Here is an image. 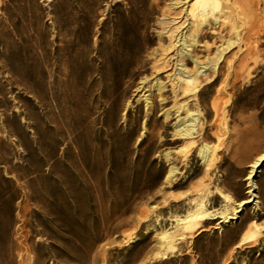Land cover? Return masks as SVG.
<instances>
[{
	"label": "rangeland",
	"instance_id": "1",
	"mask_svg": "<svg viewBox=\"0 0 264 264\" xmlns=\"http://www.w3.org/2000/svg\"><path fill=\"white\" fill-rule=\"evenodd\" d=\"M241 1L237 30L213 22L189 48L208 64L236 38L185 94L176 72L196 59L179 66L178 41L194 0H0V264H264V166L238 219L209 220L163 254L197 200L232 213L254 199L264 0ZM180 106L199 118L191 136L177 133Z\"/></svg>",
	"mask_w": 264,
	"mask_h": 264
},
{
	"label": "bare ground",
	"instance_id": "2",
	"mask_svg": "<svg viewBox=\"0 0 264 264\" xmlns=\"http://www.w3.org/2000/svg\"><path fill=\"white\" fill-rule=\"evenodd\" d=\"M241 0H194L191 5L189 12V16L191 20H193L194 28L189 35L182 34L178 43L183 41L182 48L179 50V61L178 65L182 68H185L187 65V58L192 57L195 60V71L191 74H186L185 71L179 70L176 72L177 83L180 84V87L184 88V92L186 93H195L201 86L198 75L212 70L215 74L218 70V65L222 61V57L225 51L229 50L236 44V38H233L228 42L227 47L217 53L216 57L207 63H202L200 59L194 57L189 48L194 47L198 44V34L200 30H203L206 26H210L213 22H217L219 20L229 21L232 24L233 30H237L239 28V23L237 20V10L238 5L241 6ZM144 20L148 18V16L143 17ZM188 21V16L186 22ZM204 36H208L204 34ZM238 39V38H237ZM260 50L255 49L253 53L259 52ZM262 51V50H261ZM252 53V54H253ZM251 54V55H252ZM256 54V55H257ZM254 55V54H253ZM258 54L257 56H260ZM247 56V55H245ZM243 57V56H242ZM240 59V58H239ZM238 59V60H239ZM246 59V58H245ZM49 60V59H48ZM209 60V58H208ZM242 61V60H240ZM244 61V60H243ZM247 63V62H244ZM260 63V62H258ZM264 63V62H263ZM260 65V64H259ZM242 66V65H241ZM190 73V72H189ZM219 73V72H218ZM175 75V74H174ZM217 75V74H216ZM213 81V80H212ZM214 82V81H213ZM154 88L161 89V85H154ZM128 91V90H127ZM126 93V92H125ZM128 93V92H127ZM181 110H186L187 117L181 119V124L184 126L177 133L182 136H191L193 131L196 128V125L199 121L198 117H195L189 109H186V106H180L178 108V112ZM190 122V123H189ZM188 123V124H187ZM213 152V147L204 145L200 150V155L204 159L205 163H209L211 161V156ZM264 166V153L261 154L256 160L251 164V171L248 177L249 180V193L251 197L248 200L242 201L240 203H236V207L233 208L232 213H229L227 210H210L208 204L202 200H195V208L191 212H188L184 216L176 217L173 219L175 231L165 233L162 236L163 242V254L166 255L168 253L175 251L178 247V243H176V239L184 240L192 234L193 232H197L203 227V225L209 220H218L219 223H227L231 220L238 219L243 210L250 204L255 201L257 198L256 191V179L261 172L262 167ZM178 169L175 167H171L167 179H174ZM220 196L224 199L225 203L231 202L232 198L228 194L221 193ZM257 203V202H256ZM260 236V231L254 232H245L241 238L240 244H249L258 241ZM162 250V249H161ZM162 255V254H161Z\"/></svg>",
	"mask_w": 264,
	"mask_h": 264
}]
</instances>
